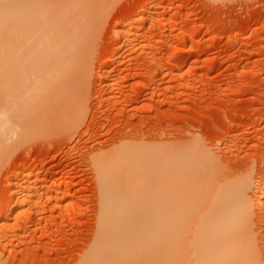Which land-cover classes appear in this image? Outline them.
I'll use <instances>...</instances> for the list:
<instances>
[{
    "label": "rangeland",
    "instance_id": "obj_1",
    "mask_svg": "<svg viewBox=\"0 0 264 264\" xmlns=\"http://www.w3.org/2000/svg\"><path fill=\"white\" fill-rule=\"evenodd\" d=\"M25 1L35 0H0V59L7 9ZM57 1L71 21V61L54 84L38 92L40 102L22 119L21 137L10 136L0 152V206L23 180L56 198L45 203L39 226L29 241L24 238L27 245L16 239H9L11 247L20 246L14 249L0 243L9 245L8 251L0 245V260L6 264L37 248L38 264L47 256L48 264L72 261L97 220L91 154L144 139L161 153L163 165L191 130L203 134L196 135L206 140L205 156L244 170V201L256 242L252 255L264 264V214L257 207L264 186V0ZM190 250L183 246V258L193 264ZM163 254L160 242L150 247L147 264H164Z\"/></svg>",
    "mask_w": 264,
    "mask_h": 264
},
{
    "label": "bare ground",
    "instance_id": "obj_2",
    "mask_svg": "<svg viewBox=\"0 0 264 264\" xmlns=\"http://www.w3.org/2000/svg\"><path fill=\"white\" fill-rule=\"evenodd\" d=\"M65 10L57 0H35L30 4L25 1L7 9L8 35L0 59V152L13 139L9 140L10 136L21 137L22 119L40 102L38 92L54 84L55 77L71 61L70 49L75 40ZM187 132L192 137L188 134L190 138L178 139L177 147L169 150L167 158L163 156V165L159 163L161 153H153L151 141L144 139L116 142L109 149L93 152L97 192L95 227L72 261L53 263L147 264V250L160 242L164 264H188L183 258L184 245L191 249L193 264H255L256 255L252 252L256 242L249 229L244 201L248 180L242 170L226 167L216 157L203 154L206 140L203 138V144L202 133L199 132V137L196 131L194 134L198 135H193L191 130ZM214 156L219 155L214 153ZM20 183L14 195L4 202L5 206H0V243L11 244L9 239L24 243L39 226L38 215L44 212L45 203L54 197V193L51 197L52 192L40 188L36 182L28 187V181ZM262 187L258 197L262 201L257 207L264 214ZM160 195L163 200L158 202ZM68 205L67 202L63 210ZM10 220L13 223L9 224ZM187 239L190 241L186 242ZM16 246L19 245L11 248ZM8 247L3 248L8 251ZM38 251L28 249L18 255L20 259L14 253L7 263L38 264L40 260L35 261ZM47 257L45 263L51 256ZM0 264L4 261L0 260Z\"/></svg>",
    "mask_w": 264,
    "mask_h": 264
}]
</instances>
